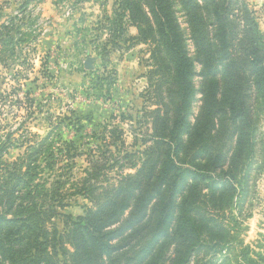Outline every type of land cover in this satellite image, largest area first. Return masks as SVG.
I'll list each match as a JSON object with an SVG mask.
<instances>
[{
	"label": "rangeland",
	"instance_id": "obj_1",
	"mask_svg": "<svg viewBox=\"0 0 264 264\" xmlns=\"http://www.w3.org/2000/svg\"><path fill=\"white\" fill-rule=\"evenodd\" d=\"M141 3L0 0V147L12 145L0 188L21 176L9 163L39 151L14 206L0 190V213L19 218L0 231V264H264V0L176 2L194 63L178 168L147 207L141 197L120 222L70 237L124 178L159 177L167 160L176 61L143 36Z\"/></svg>",
	"mask_w": 264,
	"mask_h": 264
},
{
	"label": "trees",
	"instance_id": "obj_2",
	"mask_svg": "<svg viewBox=\"0 0 264 264\" xmlns=\"http://www.w3.org/2000/svg\"><path fill=\"white\" fill-rule=\"evenodd\" d=\"M176 2H180V4H182L184 8L198 7L199 10L202 8L200 3H198L199 0H144V5L141 3L142 12L135 19L136 21L141 20L138 22L141 24L145 23L146 25L145 27L146 31H141L143 36L148 38H150L151 36V38L153 39L155 38L158 39L164 46L165 50L168 51L171 55H173L176 61L175 64L177 71V79L179 83V90H180L179 92L181 94V98L178 104V114L172 128L168 133V137L166 138L165 141L163 140V142H160V143H165L169 148V152L166 157L167 160H165L163 164L161 175L159 177H154V178L151 177L154 174L153 172L154 168H152L153 170L150 176H145L147 178H143L146 179L145 181L151 185V189L149 190L147 195H142L140 191V186L143 182V179L140 178V175L143 171L142 169H140L135 175H129L126 178H124L122 182H120V184L117 187H115L116 189L115 191L117 192L115 196L111 193L113 196L109 197L106 201L100 203L98 205L97 211L92 213L89 212L90 214L89 213L87 214L86 218L83 219L86 222V225L78 224V227H76V229L70 230L69 233L70 237H73L76 242H78L77 237L80 234H83V236L85 237L84 240L86 241L88 234H90V230L101 231L103 228H106L110 225L120 222V219L125 214V212L135 207L136 203L141 200V197L146 198L145 205L147 207L148 204L160 194L162 190V186L165 184V181H169V177L171 176L172 171L175 168H178L174 160L171 158V154L174 150V146H173L174 143L177 144L183 143L181 128L187 126L186 119L191 104L192 93L194 92V87L192 85V78L194 76V63L190 59L187 53L186 41L185 38L183 37V34L180 32V26L174 8ZM24 5L26 7L27 3ZM142 5L146 9L147 7L148 9H150L148 11H150L149 13H152L153 15V19L155 22V29L153 28L149 29L150 17H148ZM189 15L192 21L196 19L195 18L196 15L191 14L190 11H189ZM218 16L219 13L217 12V18ZM224 18L225 17H223L221 21ZM74 121L76 123H79L80 117H77L75 115ZM47 139L48 138L46 137L43 140V142H46ZM10 147H12V145L7 146L6 143H4V145L0 147V166L2 164L4 155L7 154L8 152L7 150ZM41 147L43 146L39 145L37 149H40ZM30 150H33V152H31ZM38 157H39V151H36L35 149H33V147H29L28 151H26V153L23 156H20L19 160L9 163L15 166L16 172H18V174H20L21 176H19L14 182L12 179V181H10L12 183L9 184H7L8 179H6V187H4V189L0 188V190H3L2 196L7 197V199L12 202L13 206L15 205L16 200L19 199L21 194V190H22L21 183L23 182L22 178H24L25 175L29 177L30 176L29 174H32V169H34L32 168V166H34L37 163ZM124 157L127 158L128 155ZM158 161H159L158 158L154 159L152 162V167L156 163H158ZM24 165H25L24 167L25 170L23 169ZM94 166H92L88 170L89 173L87 172L90 176H93V173H91L90 170L93 171ZM0 170H2L1 167ZM226 174L229 176H233V178L235 179L233 173L226 172ZM87 183H88V179H85L84 184L86 185H84L82 189L77 191V193L83 191L90 192L92 189V185ZM122 192H126V193H122ZM16 220H19L18 216H14L10 218L8 213H0V231L6 228L5 225L13 223ZM126 228L127 226H124L122 230L124 231ZM93 243L97 244L99 248L105 245V243L101 242L100 239L94 240ZM77 246L79 248L80 246L79 243ZM248 254H249V250L247 249H243V251L241 252V255L244 256L245 258H248ZM257 255L264 260V256L262 254H257ZM250 262L253 263L255 261L253 259H250Z\"/></svg>",
	"mask_w": 264,
	"mask_h": 264
},
{
	"label": "water",
	"instance_id": "obj_3",
	"mask_svg": "<svg viewBox=\"0 0 264 264\" xmlns=\"http://www.w3.org/2000/svg\"><path fill=\"white\" fill-rule=\"evenodd\" d=\"M85 66L88 68V69H92L93 68V59L91 57H89L86 62H85Z\"/></svg>",
	"mask_w": 264,
	"mask_h": 264
},
{
	"label": "crops",
	"instance_id": "obj_4",
	"mask_svg": "<svg viewBox=\"0 0 264 264\" xmlns=\"http://www.w3.org/2000/svg\"><path fill=\"white\" fill-rule=\"evenodd\" d=\"M54 6H56L57 8H59L56 4H54ZM26 11H27V9H26Z\"/></svg>",
	"mask_w": 264,
	"mask_h": 264
}]
</instances>
